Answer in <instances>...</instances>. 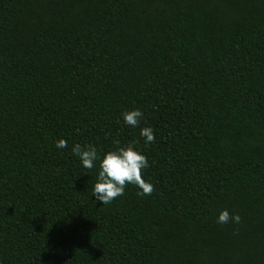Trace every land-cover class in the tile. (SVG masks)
I'll return each mask as SVG.
<instances>
[{
  "label": "trees",
  "instance_id": "16d2710c",
  "mask_svg": "<svg viewBox=\"0 0 264 264\" xmlns=\"http://www.w3.org/2000/svg\"><path fill=\"white\" fill-rule=\"evenodd\" d=\"M114 141L153 191L100 205ZM0 264H264V0H0Z\"/></svg>",
  "mask_w": 264,
  "mask_h": 264
},
{
  "label": "clouds",
  "instance_id": "9594fccd",
  "mask_svg": "<svg viewBox=\"0 0 264 264\" xmlns=\"http://www.w3.org/2000/svg\"><path fill=\"white\" fill-rule=\"evenodd\" d=\"M121 119L124 124L135 128L143 119V113L138 108L129 109L121 113ZM139 135L145 144L154 142L153 129L149 126L141 127ZM114 144L116 146L113 149L102 154L92 144L74 143L71 147V153L77 157L84 169H93L98 164L96 181L91 193L95 202H99L100 205L111 203L124 194V188L128 184L139 189L138 195H151L153 185L141 175L148 167V160L136 146L137 142L120 145L119 141H114ZM55 147L64 149L68 147V143L65 139L59 138L55 141ZM240 219L237 213L230 214L227 209H222L218 212L216 222L226 224L231 221L238 224Z\"/></svg>",
  "mask_w": 264,
  "mask_h": 264
}]
</instances>
